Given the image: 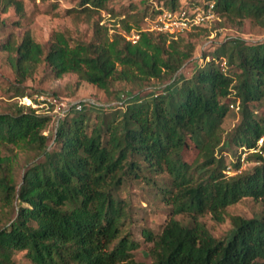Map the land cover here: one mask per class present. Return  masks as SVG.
<instances>
[{
	"label": "trees",
	"instance_id": "obj_1",
	"mask_svg": "<svg viewBox=\"0 0 264 264\" xmlns=\"http://www.w3.org/2000/svg\"><path fill=\"white\" fill-rule=\"evenodd\" d=\"M111 1L80 0L71 12L114 14ZM130 1L120 14L123 30L139 35L135 43L119 32L110 35L99 22L90 42L55 32L47 45L30 34L19 44L11 37L2 43L18 98L30 97L24 85L41 66L50 80L73 74L79 83L117 97L128 94L129 86L174 82L152 99L134 97L109 107L83 103L51 137L46 131L52 118L30 105L17 102L0 112V264H23L19 254L27 264H264V212L229 215L233 230L224 239L200 220L209 214L222 222L229 206L245 198L264 200V145L258 147L264 114H256L264 100V40L223 42L180 81L177 74L195 56V38L206 35L208 26L173 34L143 30L150 16L186 6L165 0L150 15L149 0H142V13ZM10 4L22 9L17 0H6L5 8ZM213 6L238 26L250 20L264 29V0H213ZM233 99L240 102V120L226 133ZM227 143L254 151L248 161L255 165L227 174ZM21 155L25 173L18 176ZM233 166L241 168L240 157ZM132 187L150 205L169 207L158 232L141 226ZM137 229L151 243L150 262L136 259L142 246Z\"/></svg>",
	"mask_w": 264,
	"mask_h": 264
},
{
	"label": "rangeland",
	"instance_id": "obj_2",
	"mask_svg": "<svg viewBox=\"0 0 264 264\" xmlns=\"http://www.w3.org/2000/svg\"><path fill=\"white\" fill-rule=\"evenodd\" d=\"M17 1L22 3L21 10H18L13 4L5 8L6 0H0V112L10 111L17 102L25 105L30 103V107L52 118L46 131V134L51 137L55 134L61 120L70 112L69 109L72 106L78 107L83 103H92L102 107L121 106L134 97L152 99L157 94L166 92V87L174 82L160 83L153 80L143 88L129 86L127 87L128 94H120L117 97L114 95H107L102 90L87 83H79L77 76L73 74L64 75L61 79L50 80L46 76L45 68L41 66L37 70L35 76L28 79L24 85L28 88L30 97L18 98L14 96L12 87L16 83L15 73L9 64L7 58L8 52L2 48V43L7 37H11L19 44L26 34H30L36 42L47 45L55 32H63L75 41L90 42L94 38V25L97 22H99L101 26L107 28L110 35L114 32H119L127 36L128 39H132L134 36L138 35L136 32H132L131 34L126 33L123 30V24L121 22L125 16L120 13H124L125 10L129 9L130 0H112L109 3V8L115 11L114 14H111L109 11H102L100 14L93 13L90 15L71 12L74 8L79 6L80 0ZM132 1L137 6V11H135V13H142L145 11L146 5L142 3V0ZM164 1L165 0H149L150 7L148 9V14L151 15L153 10L163 8ZM180 2L182 5L186 6V8L183 11L176 12V14L187 18H193L197 14L206 16L209 13L211 5H213V0H180ZM191 3H199V5L196 7ZM206 4H209V9L204 8ZM167 11L168 10H164L162 13ZM213 13L215 15L214 19L201 22L200 24L207 25L208 32L206 35L197 37L195 40L193 39L197 45L195 56L186 63L184 68L177 74V78L180 79V81L186 77L193 76L198 67L204 66L206 62L214 56L215 50L223 42L237 38H242L249 42L264 40V29L254 26L250 20H244L242 25L238 26L235 23L223 19L217 15L214 10ZM158 19L159 16H150L142 25V29L159 33L160 31L157 29L159 27ZM184 36L188 40H192V37L187 33H184ZM207 55L209 57H206ZM222 65L225 69L228 68L225 62H222ZM120 87V84H117L113 91L120 89ZM256 114H264V100L259 105ZM239 120L240 102L233 99L229 116L224 124L225 132H231L239 123ZM225 138V141L228 142L227 136H225ZM262 138L263 141H261ZM262 138L258 141L259 148L264 145V137ZM224 148L225 152L223 156L227 164V174L232 175L255 165L253 162L248 161L249 153L254 151L249 152L247 149L237 148L228 143ZM0 152L2 155L5 153L3 149H1ZM238 157H240L241 168L236 171L233 165L237 162ZM19 163L20 168L18 170V176H21L25 173V168H23L25 162L22 155L19 157ZM129 195H132L135 205L140 208V213L142 215L141 226L148 227L154 232H158L161 229V225H163L170 216L169 207L163 203H159L155 206L150 205L145 194L137 187H132ZM263 212L264 200L245 198L227 208L228 216H226L225 220L222 222H216L209 214L201 217L200 220L207 225L215 237L224 239L227 238L233 230L229 215L252 217L260 215ZM176 218L184 222L188 221V218L182 215H178ZM135 232L140 241H142V246L136 253V259L150 262V258L147 255L151 243H144V238L140 235L138 229L135 230ZM17 257L21 260V263L27 264L23 254H19Z\"/></svg>",
	"mask_w": 264,
	"mask_h": 264
},
{
	"label": "built area",
	"instance_id": "obj_3",
	"mask_svg": "<svg viewBox=\"0 0 264 264\" xmlns=\"http://www.w3.org/2000/svg\"><path fill=\"white\" fill-rule=\"evenodd\" d=\"M213 8L214 6L211 5L209 9V13L206 16H202L201 14H197L193 18H187L185 16H180L176 13L172 12H164L159 15V27L157 28L158 31L160 32H166L173 34L177 31H181L183 29L188 28L189 26H194V25H200L201 22L204 21H210L211 19H214L215 15L213 13ZM139 38V35L134 36L132 39H130L132 42H136ZM30 105V103L28 104ZM73 108L76 110H82V105L77 106H72L69 111H71ZM263 141V138L261 139Z\"/></svg>",
	"mask_w": 264,
	"mask_h": 264
}]
</instances>
